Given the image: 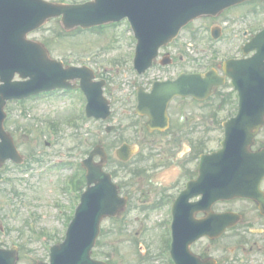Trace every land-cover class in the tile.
<instances>
[{"label":"rangeland","instance_id":"rangeland-1","mask_svg":"<svg viewBox=\"0 0 264 264\" xmlns=\"http://www.w3.org/2000/svg\"><path fill=\"white\" fill-rule=\"evenodd\" d=\"M259 5L260 3L256 2L252 7L259 10ZM246 7H236L227 12L230 19H233L232 24L236 25L235 20L239 21ZM263 16L264 11L259 14L255 12L252 22L257 24L259 20H264ZM210 24L209 20L203 19L191 25L192 28H198L195 45L202 52L201 63L208 61L207 57L212 49V45L206 39V29ZM203 25L206 29L202 28ZM189 29H184L180 38L171 46L173 51L182 48V44L187 42L190 36ZM128 30L127 25L111 24L67 33L60 26L59 19L55 18L29 34L30 38L47 43L54 58L68 59L69 62L85 64L95 70L98 78L105 79V94L110 98L115 110L107 122L91 121L86 126L84 119L78 116L79 102L75 98H49L37 101L28 99L21 103L14 101L7 103L4 127L13 137L16 148L24 158V166L27 167L22 171L9 161L0 167V225L5 227V234L0 233V246L17 245L19 255L17 264L47 261L48 246L62 239L64 225L71 217L76 199V192L67 189L65 183L87 151L102 138V142L110 147V154L113 155L121 141L129 138V131L126 128L128 118L122 111L128 109L125 104L131 97L133 82L138 79L132 76L128 58L129 50L134 45V37ZM234 41L232 40V46ZM225 43L227 44V40H223L220 45L216 44L220 51L219 58L229 52ZM91 51H98V55L89 60ZM216 106L215 96L212 103L208 101L200 105V108L211 109ZM227 108L230 107L224 109ZM67 117H74L75 124H67ZM49 120L57 124V132L53 135L51 131L46 133L45 130V127L49 126L47 124ZM107 123L115 124V129L105 135L104 126ZM200 135L204 137L209 147H217L221 136L220 130L216 129L214 135L207 131L200 132ZM213 136V141H210ZM207 145L205 144L206 148ZM56 157L62 161H57ZM46 162L61 164L58 167L49 165L46 168ZM106 168L108 171L118 169L120 177L128 175L126 167L120 168L114 159ZM81 173L78 170L77 177ZM59 206L60 212L57 209ZM232 207L238 208L239 203H232ZM161 218L159 210L145 212L136 208L131 209L127 216L126 220L131 221V224L125 229H119L116 220L102 221L103 236L97 241L93 257L109 260L112 264H162L156 258H147L149 253L156 256L158 251L155 249L159 246L154 240L147 239L150 240L152 233L155 240L163 244L165 228L159 225L156 231L146 228L147 226L152 229L153 224ZM141 222L143 228L137 227L136 224ZM140 242L143 245L147 243L142 252L138 250ZM238 252L237 248L236 253Z\"/></svg>","mask_w":264,"mask_h":264},{"label":"water","instance_id":"water-1","mask_svg":"<svg viewBox=\"0 0 264 264\" xmlns=\"http://www.w3.org/2000/svg\"><path fill=\"white\" fill-rule=\"evenodd\" d=\"M240 1L242 0H96L84 6H72L42 0H0V81L3 82L0 84V164L6 158L18 159L12 140L2 127L5 100L48 87L42 78L37 79L40 71L34 67V54L37 53L41 63L51 64V60L40 44L25 38L27 31L36 28L48 17L59 14L63 15L65 28L76 24L92 25L110 20L109 18L116 20L127 15L135 27L139 50L144 52L149 46L155 48L171 39L184 23L198 14L217 13ZM259 48L264 50V42ZM262 67L263 72L254 87L243 90L245 93H258L260 97L256 100L243 97L240 101V115L226 123V135L229 137L223 141V149L217 157L228 158L231 170L225 177L214 180L217 187L216 197L254 195L252 191L256 192L257 181L264 174V152L248 151L254 135L264 122V64L259 68ZM15 71L21 77L28 76L30 79L25 82H12ZM186 80L189 79H184ZM210 86V82L201 80L199 93H206ZM173 92L195 93L196 90L191 87H178ZM254 109L256 112L250 113ZM98 152L99 148H96L92 154ZM84 164L88 168V183L95 182L96 185L82 194L81 204L77 208L67 238L59 246L53 247L51 264H104L91 260L89 254L98 222L104 215L113 213L116 191L106 188V175L101 174L100 168L92 164L91 157ZM238 166L239 171L236 170ZM248 173L252 176V182H248L249 188L245 185V174ZM109 192L113 193L112 197H109ZM14 250L0 249V264H14Z\"/></svg>","mask_w":264,"mask_h":264},{"label":"flooded vegetation","instance_id":"flooded-vegetation-1","mask_svg":"<svg viewBox=\"0 0 264 264\" xmlns=\"http://www.w3.org/2000/svg\"><path fill=\"white\" fill-rule=\"evenodd\" d=\"M245 17L243 16L242 18L245 19ZM262 27H264V24ZM227 32H229L228 29ZM252 34L245 33L246 40H249ZM168 50L169 46L162 48L160 56L166 58L168 65L163 67L167 69L166 71L172 70L170 74L173 76L178 71L179 66L182 65L184 56L182 51L169 52ZM240 57H242L241 51L230 52L229 50L227 55V58ZM188 63L187 72L199 71V63L194 58H191ZM215 66L218 72L223 74L220 63L215 64ZM167 76L165 78H168ZM148 79L149 77H146L145 81L141 84V87L145 91L150 90L151 84L155 80H162V78H153L148 85ZM225 84H230L228 77L225 78ZM139 86L136 85L134 94L127 100L128 105L132 107L128 111L130 114L128 140L130 145L132 141L138 148L143 147L145 155L144 157L133 159L131 172L128 175L126 174L127 176L120 177V174L115 175V180L121 194L127 197V205L119 214L120 217H118L129 216L132 207L141 211L160 210L162 218L159 223L167 229L171 224L172 208L175 204L176 211L185 213L186 217L188 216L190 219L203 218L205 217V212L199 209V194H192L186 200L181 199L185 197L183 192L187 189L188 183L196 180L199 175L201 154V111L199 110V101L190 97H174L167 104V125L163 127V121L159 118L154 119V124L156 123V125L149 128L148 122L150 121V117L135 114V107L137 105L136 92ZM232 93L236 95L235 92ZM131 113L134 115L135 120H137L136 123L139 124L138 130L140 136L136 137L133 134L132 139ZM207 113L209 114L207 116L204 115V117H207L208 131H211L214 128L215 116L211 111H207ZM202 127V129L205 128L204 125ZM262 146H264V127L257 137L254 149ZM259 187L261 193L258 200L255 201L249 198L240 199V252L237 264H264V177L260 181ZM137 204L138 206H136ZM231 204L232 200L218 201L213 203L210 209L213 213H228L232 211ZM119 222L122 226L128 224V221ZM231 230V228H227L218 237L213 239L203 238L207 242L208 255H214L218 264L219 260L223 261L224 264H232L231 260L234 258V252L229 253L230 257L227 260L226 256L216 253L218 251L224 255L225 251L229 249L227 245L231 241ZM199 254L204 256L201 251Z\"/></svg>","mask_w":264,"mask_h":264}]
</instances>
